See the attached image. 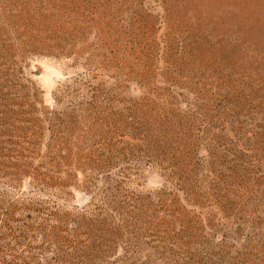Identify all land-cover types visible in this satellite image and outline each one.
<instances>
[{
	"label": "rangeland",
	"instance_id": "374dc122",
	"mask_svg": "<svg viewBox=\"0 0 264 264\" xmlns=\"http://www.w3.org/2000/svg\"><path fill=\"white\" fill-rule=\"evenodd\" d=\"M0 38L26 46L17 79L35 85L43 120L51 112L63 120L71 109L82 113L100 96L103 127L114 112L130 118L140 108L144 125L163 112L183 117L200 145L188 154L203 196L198 202L178 189L182 183L166 181L171 170L165 164L129 140L133 157L117 160L115 178L121 200L134 208L141 197L146 208L140 215L147 216L123 230L113 254L66 264H264V181L250 176L228 187L221 179L239 159L230 141L264 131V0H0ZM81 133L68 142L78 143V134L86 137ZM257 150L264 154L261 143ZM247 153L245 164L264 170V156ZM95 184L87 191L79 174L63 202L39 196L26 182L20 199L49 209L41 218L51 224L56 218L47 215L55 209L95 217V197L104 187ZM10 227L2 236L0 223V264H44L41 239L18 244L12 235L19 225ZM80 237L85 244L92 240Z\"/></svg>",
	"mask_w": 264,
	"mask_h": 264
},
{
	"label": "trees",
	"instance_id": "16d2710c",
	"mask_svg": "<svg viewBox=\"0 0 264 264\" xmlns=\"http://www.w3.org/2000/svg\"><path fill=\"white\" fill-rule=\"evenodd\" d=\"M27 51L26 46L22 44L14 45L8 39L0 38L2 236L10 234L12 222L19 225L18 233L12 235L18 244L22 245L24 241L38 236L41 239L38 250L41 251L44 264H66L80 261L81 258L102 259L113 254L116 241L123 239V230H131L142 222V217L147 216L140 215L144 214L146 208L141 197L138 198L139 204L134 208L121 200L124 192L115 178L117 174L114 166L117 160L133 157L131 152L134 149L130 148L129 140L140 142V147L144 149L141 150L143 154H151L153 160L155 158L156 162H161L158 164L167 166L163 169L171 170V177L166 176L168 183L178 181L182 183L178 189L183 194H192L198 202L202 200V193L197 190V178L192 170H189V161L192 158L188 156L191 149H198L200 145L192 134L186 132L188 123L183 117L169 118L159 112L153 122L149 121V125H144L139 121V114L144 111L136 108L130 118L120 112H114L103 127L98 113L100 108L97 106L100 96H96V106H82V113L71 109L67 119L63 120L59 113L51 112V117L43 120L39 114L45 113V110L42 109L39 92L34 90L35 85L29 80L27 82L30 85H25L17 79V73L22 74L23 71L17 66V60L23 59ZM54 99L59 106L61 98L55 96ZM168 108L169 112L174 113L172 106ZM161 110L164 111L163 108ZM81 132L85 133L86 137L81 138L78 134V143H73L70 139L68 142L67 137L72 138ZM247 133L252 132L245 134ZM87 136L91 137L89 141ZM260 143L264 147V131L259 135L251 134L248 139L237 138L230 141L229 148L236 152L239 159L230 167L224 165L228 169V175H222V178L217 175L223 180V184L228 187L240 184L250 176L256 177V182L264 181V170L256 171L253 166L244 162V158L248 157L247 152L253 149L256 156H264L257 150ZM121 144L128 147L122 149ZM59 172L66 174L64 179L56 177ZM88 172H92V177L87 178ZM211 173H214V170H211ZM79 174L85 177L87 191L98 188L96 181L104 185L99 189L101 195L95 197V217L84 214L74 216L69 211L60 212L55 209L52 211L54 213L47 215L56 218L55 223L51 224L50 218H41L49 209L32 200L20 199L23 195L21 189L28 182V186L39 196H50L66 202L64 196H72L70 190L76 188L75 180ZM105 211L111 213L106 217L103 214ZM116 216L121 218L113 223ZM107 231L112 232L110 237L104 235ZM84 234L92 238L88 244L80 239ZM72 245L73 249L70 250Z\"/></svg>",
	"mask_w": 264,
	"mask_h": 264
}]
</instances>
